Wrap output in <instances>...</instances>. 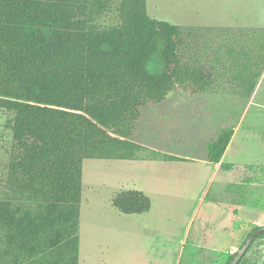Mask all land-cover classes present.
<instances>
[{
  "label": "trees",
  "instance_id": "1",
  "mask_svg": "<svg viewBox=\"0 0 264 264\" xmlns=\"http://www.w3.org/2000/svg\"><path fill=\"white\" fill-rule=\"evenodd\" d=\"M112 8L118 21L102 25ZM254 30L224 45L235 72L253 65L248 42L264 65V27ZM182 43L180 26L150 17L146 0H0V108L12 115L0 264H78L82 160L137 159L140 109L213 82L202 63L183 59ZM232 134L222 129L206 143L209 163L232 168L221 161ZM111 205L140 214L151 200L120 189Z\"/></svg>",
  "mask_w": 264,
  "mask_h": 264
},
{
  "label": "rangeland",
  "instance_id": "2",
  "mask_svg": "<svg viewBox=\"0 0 264 264\" xmlns=\"http://www.w3.org/2000/svg\"><path fill=\"white\" fill-rule=\"evenodd\" d=\"M146 10L180 26V55L202 63L213 82L195 94L173 90L140 109L133 139L144 149L137 159L82 160L78 264H224L264 225V65L248 42L243 47L252 51L253 65L235 72L224 46L264 27L263 0H146ZM117 21L115 8L99 18L102 25ZM246 76L242 85L238 77ZM11 116L0 108V197L11 143L5 123ZM236 127L224 162L243 164L212 170L206 143ZM165 154L181 160H165ZM120 189L142 190L150 209L119 212L111 198ZM239 264H264V238Z\"/></svg>",
  "mask_w": 264,
  "mask_h": 264
},
{
  "label": "water",
  "instance_id": "3",
  "mask_svg": "<svg viewBox=\"0 0 264 264\" xmlns=\"http://www.w3.org/2000/svg\"><path fill=\"white\" fill-rule=\"evenodd\" d=\"M263 231H264V225L250 232L247 235V237L244 239L243 243L240 245L238 250L234 253L231 261L228 264H237L245 254L246 250L248 249L254 238Z\"/></svg>",
  "mask_w": 264,
  "mask_h": 264
},
{
  "label": "crops",
  "instance_id": "4",
  "mask_svg": "<svg viewBox=\"0 0 264 264\" xmlns=\"http://www.w3.org/2000/svg\"><path fill=\"white\" fill-rule=\"evenodd\" d=\"M262 70H263V69H262ZM232 130H233V134H232L231 139H230V141H229V143H228V145H227V148L225 149V152H224V154H223V156H222V158H221V161H222V162H224V157H225L227 151L231 148V145L233 144V140H234V138L236 137V134H237V127H236V128H232ZM206 161H207V160H206ZM207 162H208V161H207ZM208 163H209V162H208ZM226 163H232V164H243V163H239V162H237L236 160H234V161H230V162H226ZM209 164H211V163H209ZM211 168H212V170H214V168H215V171H217L218 168H219V163H217V164H213V166H212ZM208 182H209V176L207 177L206 184H208ZM200 199H201V198H200ZM200 199H199L198 201H200ZM197 211H198V205H197L196 207H194L193 210H192V215H191L192 218H190V219L188 220V222H187V226H186L187 228H189V226L192 224L193 219H194V217L196 216L195 214H197Z\"/></svg>",
  "mask_w": 264,
  "mask_h": 264
}]
</instances>
